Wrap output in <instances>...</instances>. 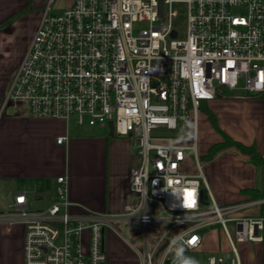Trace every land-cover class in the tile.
I'll use <instances>...</instances> for the list:
<instances>
[{"label": "built area", "instance_id": "built-area-1", "mask_svg": "<svg viewBox=\"0 0 264 264\" xmlns=\"http://www.w3.org/2000/svg\"><path fill=\"white\" fill-rule=\"evenodd\" d=\"M55 1H47L7 100H25L36 118H74L85 130L112 123L139 161L130 173L134 199L120 212L74 213L65 175L45 208L32 210L26 193H15L0 225L24 226V264H106L109 230L139 264H202L168 262L202 252L211 229L226 235L234 256L227 262L220 251L207 264H243L236 242L260 244L264 264V178L259 197L220 205L197 149L202 104L238 91L264 102V0H162V14L161 0H73L59 14ZM178 4L187 6L182 28Z\"/></svg>", "mask_w": 264, "mask_h": 264}, {"label": "crops", "instance_id": "crops-1", "mask_svg": "<svg viewBox=\"0 0 264 264\" xmlns=\"http://www.w3.org/2000/svg\"><path fill=\"white\" fill-rule=\"evenodd\" d=\"M65 1L64 8L72 5L73 0ZM7 15L0 14V21ZM39 21L38 17L30 36H22L16 21L0 31V213L12 208L14 194L18 192L26 193L32 210L49 206L56 199L57 178L62 175L68 178L74 213L120 212L134 199L130 173L139 157L130 137L111 135L110 128L108 135L91 128L77 133L71 121L36 118L25 100H7L14 74ZM250 103L258 105L254 100ZM254 113L253 131L242 139L232 137L219 127L232 138L254 144L261 151L264 102ZM60 136H67L62 144L57 142ZM215 136L211 144L219 140V135ZM205 164L211 191H216L224 201L234 200L243 190L256 187V166L234 147L220 151ZM237 172L238 179H234ZM85 238L88 240L87 233ZM24 239L23 225H0V264H24ZM105 248L106 264H139L123 238L111 230L105 233Z\"/></svg>", "mask_w": 264, "mask_h": 264}, {"label": "rangeland", "instance_id": "rangeland-1", "mask_svg": "<svg viewBox=\"0 0 264 264\" xmlns=\"http://www.w3.org/2000/svg\"><path fill=\"white\" fill-rule=\"evenodd\" d=\"M47 1L48 0H0V14L2 13L8 14L5 19L0 21V23H2L12 14L18 13L16 22L19 23L20 32L21 34H23L22 36H30L33 30L35 29V25L37 23L38 17L41 18L43 14V10L45 9L47 5ZM65 2H66L65 0H56L55 3L53 4L52 12L55 14L62 13L65 9H67V8H64ZM176 9L180 13V16L176 24L177 26L182 28L186 22L187 6L186 4H178L176 6ZM243 93H244L243 91H238L237 95L233 96V94H231L230 92H224L222 96L212 99L209 101V103H207L209 105V108L216 114L218 118V127L220 126L222 129L230 133L232 137L236 139L238 138L240 139L241 137H246L247 136L246 134H250L253 131V124H254V118H255L254 111L256 110V108H258V105L263 102L262 98H246ZM246 100H250V101H246ZM252 100L258 102V105L255 104L257 105L256 108H255V105L254 106L251 105L253 104V103H250ZM71 126L75 132L77 133L83 132L82 127H78L77 125H75L74 118L71 119ZM90 128L94 130L95 132H103L107 135L109 134L108 127L100 128L98 126H94ZM214 134L219 135V140L216 142H213L212 144L221 142L224 140L223 135L221 134V131H219L217 127L210 121L208 109L201 108L199 112L197 149H198V154L200 156L201 163L203 164L204 173H206L205 162L208 161L205 155L207 154L208 147H211L212 145L211 144L212 139L216 137ZM221 136H222V139H221ZM183 143L192 144L193 138L189 137L187 140L183 141ZM263 149L261 151L258 150V152L261 155H262ZM192 171L193 172L195 171L194 166L192 167ZM233 176H234L233 178L236 179L238 177V172ZM255 177H256L255 179L256 187L262 188L263 186L262 166H256ZM213 191H212L213 196L216 202L220 205L240 202L242 201L243 196L252 197L251 194L249 195L247 192L242 191L241 196L239 195L238 198L234 200L224 201L220 198V196L217 195L216 191L214 192ZM206 200L208 202L210 201L208 190H206ZM11 209L12 208H8L7 210H11ZM118 226L120 227L121 231L124 234H126V225L123 223H119ZM137 228H139V226ZM135 229H136L135 227H132L131 230L128 231V234L131 238L132 236H134L132 230H135ZM124 242L128 245V243L125 240ZM128 246L130 247V245ZM236 246L241 255L243 264H262L261 262L262 254H261L260 244L251 243V242H243V243L236 242ZM130 250H131V254H133V256L137 258V255L131 249V247H130ZM201 250L202 252H199V253L177 254L173 258H171V260L168 263H172V261L179 259V258L191 257V258L196 259L198 262L202 264H207L209 261V257L213 255H219L218 252L220 251L224 252L223 256L227 262L231 261L234 256L233 252L230 249V243L226 235H224L223 233L215 229H211L207 231L204 237L203 244L201 246ZM124 252L126 251L124 250ZM131 259L133 258L131 257Z\"/></svg>", "mask_w": 264, "mask_h": 264}, {"label": "trees", "instance_id": "trees-1", "mask_svg": "<svg viewBox=\"0 0 264 264\" xmlns=\"http://www.w3.org/2000/svg\"><path fill=\"white\" fill-rule=\"evenodd\" d=\"M24 12V11H23ZM18 16V13H14L11 16H9L6 20H4L2 23H0V31L12 24L16 21ZM202 108L208 109L209 111V119L210 121L217 127L219 131H221V134L223 135V141L217 142L211 145L209 148V151L205 155L206 159L212 160L214 157L222 150L235 147L238 150H240L243 154L248 155L250 157V161L256 165V166H262V172H263V178H264V158L263 156L258 152L255 145H246L234 138H232L230 135L225 133L218 127V118L216 114L209 108V105L207 103L202 104ZM244 192H247L249 195L251 194L252 197H259L262 194L261 188H247L243 190Z\"/></svg>", "mask_w": 264, "mask_h": 264}, {"label": "water", "instance_id": "water-1", "mask_svg": "<svg viewBox=\"0 0 264 264\" xmlns=\"http://www.w3.org/2000/svg\"><path fill=\"white\" fill-rule=\"evenodd\" d=\"M160 12H161V14L163 12V2H162V0H161ZM172 36L176 37V32H173ZM110 127H111V135H114V132H113V124L112 123L110 124Z\"/></svg>", "mask_w": 264, "mask_h": 264}]
</instances>
